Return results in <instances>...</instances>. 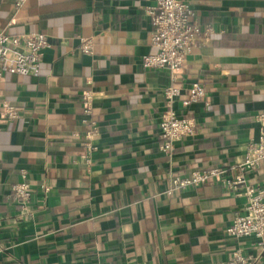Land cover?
Segmentation results:
<instances>
[{
	"label": "crops",
	"instance_id": "obj_1",
	"mask_svg": "<svg viewBox=\"0 0 264 264\" xmlns=\"http://www.w3.org/2000/svg\"><path fill=\"white\" fill-rule=\"evenodd\" d=\"M0 0V32L47 35L39 77L0 80V264H223L235 250L258 256L254 240L226 231L246 206L221 183L168 196L172 176L220 168L229 179L248 145L264 135V0H185L215 34L185 61L178 81L147 70L156 52L146 14L160 0ZM91 39L95 54L82 53ZM204 102L179 116L197 135L160 151L164 92ZM95 93L98 136L88 156L82 94ZM19 110L18 120L3 106ZM26 170L33 198L22 212L13 188ZM264 187V163L247 175ZM46 189L48 191H46ZM264 264V254L259 255Z\"/></svg>",
	"mask_w": 264,
	"mask_h": 264
},
{
	"label": "built area",
	"instance_id": "obj_2",
	"mask_svg": "<svg viewBox=\"0 0 264 264\" xmlns=\"http://www.w3.org/2000/svg\"><path fill=\"white\" fill-rule=\"evenodd\" d=\"M27 1L29 0H16V11H20ZM146 14L151 21L150 41L156 52L141 59L142 67L155 71L167 70L172 81L177 82L186 58L201 44H208L215 32L209 26L202 28L199 25L196 12L185 0H160L157 6L148 8ZM49 47L47 35L35 33L13 36L7 31H1L0 80L6 75L39 77L44 53ZM80 49L82 53L92 56L95 54L94 41L82 38ZM182 91L179 87L170 86L164 92L167 111L159 125V137L162 141L160 151L169 160L173 159L178 143L193 139L197 135L198 125L195 120L179 116L175 111L176 104L180 101L184 109L200 102H204L206 106L210 105L207 89L201 83H192L189 96L185 99L182 98ZM95 98V93L92 91L84 92L81 97L84 115L82 124L89 128L86 135L88 156L94 152L92 142L98 136L97 123L90 120L94 115ZM3 116L8 120H18L20 113L15 107L5 104ZM263 163L264 135L262 134L258 140L248 145L243 161L235 167L238 175L234 179H229L228 172L220 168L194 171L189 175L172 176L171 186L166 194L172 196L209 183H221L235 196L244 197L247 201L244 212L235 216L226 233L234 240H254L255 250L262 255L264 254V187L251 185L247 175L260 168ZM21 177L22 181L14 186L13 193L22 208V213L29 215L28 208L33 193L26 170L21 172ZM258 256H246L238 249L231 254L228 262L223 264H260Z\"/></svg>",
	"mask_w": 264,
	"mask_h": 264
},
{
	"label": "trees",
	"instance_id": "obj_3",
	"mask_svg": "<svg viewBox=\"0 0 264 264\" xmlns=\"http://www.w3.org/2000/svg\"><path fill=\"white\" fill-rule=\"evenodd\" d=\"M199 82V81H198ZM199 83H201V82H199ZM202 84V83H201ZM203 85V84H202ZM204 86V85H203ZM205 87V86H204ZM90 120H93V121H96L95 120V118H94V115H93V117L90 119ZM97 122V121H96Z\"/></svg>",
	"mask_w": 264,
	"mask_h": 264
}]
</instances>
